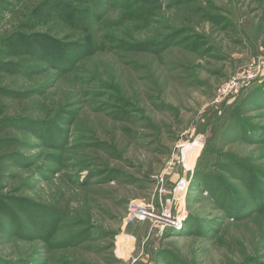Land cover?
I'll return each mask as SVG.
<instances>
[{"label":"rangeland","instance_id":"1","mask_svg":"<svg viewBox=\"0 0 264 264\" xmlns=\"http://www.w3.org/2000/svg\"><path fill=\"white\" fill-rule=\"evenodd\" d=\"M60 1L0 0V264H264V0H66L87 32ZM17 35L72 46L55 61ZM181 165V226L134 217Z\"/></svg>","mask_w":264,"mask_h":264},{"label":"built area","instance_id":"2","mask_svg":"<svg viewBox=\"0 0 264 264\" xmlns=\"http://www.w3.org/2000/svg\"><path fill=\"white\" fill-rule=\"evenodd\" d=\"M259 65L252 62L249 66H246L245 68H242V70L236 72L235 74L228 77L225 81L220 83L218 86V89L215 94L214 102L219 103L224 99H230L234 98L238 95L239 91L246 86L251 79H253L259 72ZM200 154V153H199ZM198 154V156H199ZM198 158V157H197ZM184 161V160H183ZM182 161V162H183ZM181 165V174L177 181L175 182L174 186L169 189L170 195L166 196L165 189L162 187L159 189L157 197H155L156 201L149 202L145 201L144 199H132L129 202V211L130 213L136 217L138 220H146L149 219L153 223H156L160 226L159 229L163 228H177L178 226H181V222L184 220V207H181L179 209L180 214H178L175 217L171 216V211H167L164 206L167 199L171 198V201H174V194L173 191L176 190L182 180L183 174H184V168ZM188 167L185 170V177L190 175V171ZM193 173V172H192ZM191 173V174H192ZM184 177V178H185ZM186 179V178H185ZM191 180V179H190ZM159 181L163 182V177H159ZM186 191V189H185ZM184 194H186L184 192ZM159 196V197H158ZM185 196V195H184ZM164 198V199H163Z\"/></svg>","mask_w":264,"mask_h":264},{"label":"trees","instance_id":"3","mask_svg":"<svg viewBox=\"0 0 264 264\" xmlns=\"http://www.w3.org/2000/svg\"><path fill=\"white\" fill-rule=\"evenodd\" d=\"M56 14L60 17H62L67 24H69L70 26H74L77 25L78 26L76 28H83V30L85 32L90 31V27L88 26V24L85 21V15L84 12H86L85 10H82L80 8H73L71 7L66 0L64 1H60L56 7ZM18 37L23 38L24 36H20L17 35L16 37H12L9 39V44L12 46L13 44H16V47H25L26 50H28V48L33 51V52H37V49L40 50L42 53L45 52V55L50 57L52 60H57V57L59 54L65 52V50L67 48H69L70 46H72V43L66 44L63 41L59 40L58 38H54L51 37L49 35H39V36H34L35 38H33L31 41H29V39L26 40H18ZM32 38V37H29ZM87 39V38H86ZM14 47V46H13ZM202 152V150H201ZM201 152L198 156L197 159H199V157L201 156ZM197 162V161H196ZM192 180V179H191ZM193 184L189 185L191 186V189L186 193V202L188 200V197L192 194L193 190H194V183L195 180L192 181ZM200 186V185H199ZM188 222H189V218H188ZM187 224V223H186ZM185 225V228L187 227V225Z\"/></svg>","mask_w":264,"mask_h":264},{"label":"bare ground","instance_id":"4","mask_svg":"<svg viewBox=\"0 0 264 264\" xmlns=\"http://www.w3.org/2000/svg\"><path fill=\"white\" fill-rule=\"evenodd\" d=\"M201 142L198 141V139H195L194 142L187 144V153H186V161H187V167L189 169L192 168L193 162L195 158L198 157V153L200 151V144Z\"/></svg>","mask_w":264,"mask_h":264}]
</instances>
